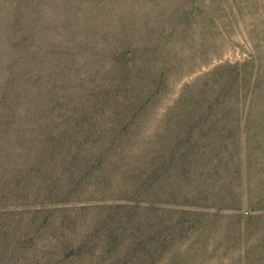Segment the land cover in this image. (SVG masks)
I'll use <instances>...</instances> for the list:
<instances>
[{
    "label": "rangeland",
    "instance_id": "rangeland-1",
    "mask_svg": "<svg viewBox=\"0 0 264 264\" xmlns=\"http://www.w3.org/2000/svg\"><path fill=\"white\" fill-rule=\"evenodd\" d=\"M131 53L164 81L163 115L214 68L264 58V0H0V264H264V210L239 208L264 196V158L239 152L264 127L107 112L90 144L70 127Z\"/></svg>",
    "mask_w": 264,
    "mask_h": 264
},
{
    "label": "trees",
    "instance_id": "trees-1",
    "mask_svg": "<svg viewBox=\"0 0 264 264\" xmlns=\"http://www.w3.org/2000/svg\"><path fill=\"white\" fill-rule=\"evenodd\" d=\"M136 54L131 53L128 59L119 60L122 62L119 63V69L115 71V75L119 76L120 84L116 86L110 84L101 90L100 99L96 101L98 109L94 110L91 108V103H86L88 105L85 107L86 112L81 117L75 116L70 119V127L74 126L78 129L81 126L82 129L89 131L83 135L90 137L82 140L90 144L92 132L99 123L96 121L97 118L101 115L106 116L107 112L112 113L114 118L112 120L115 123H118L122 114L126 113L130 118L131 127H136V123H143L144 119L147 122L155 121L160 125L192 122L196 126L209 125L221 127L222 130L233 122L242 123L245 128L264 127V58L256 62L244 60L233 64L225 63L214 68L208 75L206 74L205 87H198L203 77L196 79L191 84L195 83L193 88L188 92H185V89L182 90L178 100L170 108L163 110V115H160L154 111L160 104L165 83L158 77L146 79L141 73L144 70L142 62L135 63ZM104 118L100 119V122ZM118 126L116 124L115 128ZM79 134L80 131L72 132L73 137L70 136V139L76 138ZM133 138L134 135H132ZM123 142V139L119 137L114 144H118L119 149ZM69 144L71 149L76 146V141L73 140ZM261 144L264 143L261 142ZM77 147L81 148L80 145ZM167 150L171 154L182 152V149L175 150L172 143L168 144ZM242 151H245L246 158L252 157L254 160L264 158V145L240 148L239 152ZM159 152L160 150L155 154ZM237 159L242 163L239 154ZM89 160L94 162L96 158L92 157ZM58 174L55 172L53 177H58ZM256 189L259 190L257 196L251 193L254 190L250 188L240 191L239 208L251 211L264 210V196L261 195V188L256 187Z\"/></svg>",
    "mask_w": 264,
    "mask_h": 264
}]
</instances>
